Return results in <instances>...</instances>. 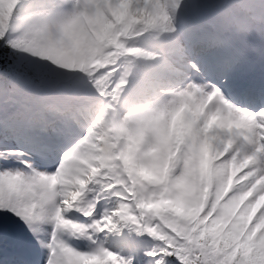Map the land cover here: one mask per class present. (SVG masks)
Wrapping results in <instances>:
<instances>
[{"label":"snow or ice","instance_id":"1","mask_svg":"<svg viewBox=\"0 0 264 264\" xmlns=\"http://www.w3.org/2000/svg\"><path fill=\"white\" fill-rule=\"evenodd\" d=\"M0 264H264V0H0Z\"/></svg>","mask_w":264,"mask_h":264}]
</instances>
